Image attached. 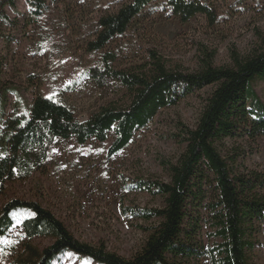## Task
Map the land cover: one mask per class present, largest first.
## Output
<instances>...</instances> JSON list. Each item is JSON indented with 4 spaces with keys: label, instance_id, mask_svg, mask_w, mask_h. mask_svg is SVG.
Returning a JSON list of instances; mask_svg holds the SVG:
<instances>
[{
    "label": "trees",
    "instance_id": "trees-1",
    "mask_svg": "<svg viewBox=\"0 0 264 264\" xmlns=\"http://www.w3.org/2000/svg\"><path fill=\"white\" fill-rule=\"evenodd\" d=\"M18 1L0 0L2 24L13 25L7 8L17 11ZM24 1L31 23L40 21L47 0ZM252 5L264 8V0H128L96 22L84 25L81 20L78 32L87 31L81 36L85 50L100 54L99 61L85 71L100 100L118 93L119 86L127 94L125 105H102L85 122L76 119L71 107L46 96L40 86L28 111L15 110L6 116L8 90H0V198H5L11 183L29 179L51 160L55 146L72 139L81 146L104 143L113 132L108 151L112 157L128 147L135 132L146 128L161 110L211 88L196 125L177 121L176 132L167 137L184 146L175 161H160L169 181L137 178L124 185L126 190L146 191L164 201L162 207H122L125 216L151 222L138 225L148 237L131 258L76 238L36 200L10 198L0 206V237L19 217L26 239L22 254L12 264H54L67 252L98 264H200L203 259L209 264H251L250 255L261 245L258 235L264 230V171L241 164L248 152L240 146L227 148L226 140L253 143L264 137V102L254 88L264 81V37L247 54L231 49V63L225 66L215 65L216 49L199 44L194 71L169 66L157 49H146L143 60L136 38L141 36L146 14H151L146 11L150 6L185 23L203 16L206 30L216 32L220 24ZM128 34L131 38L122 42ZM125 59L141 64L119 67ZM35 238L51 243L41 248L32 244Z\"/></svg>",
    "mask_w": 264,
    "mask_h": 264
},
{
    "label": "rangeland",
    "instance_id": "rangeland-1",
    "mask_svg": "<svg viewBox=\"0 0 264 264\" xmlns=\"http://www.w3.org/2000/svg\"><path fill=\"white\" fill-rule=\"evenodd\" d=\"M126 1L47 0L44 17L33 23L24 0L18 1L17 11L7 8L13 25L0 22V34L5 36H0V90H8L6 116L15 110L28 111L38 86L46 96L71 107L79 122L87 121L102 105L112 102L125 105L126 90L120 86L118 93L100 100L97 87L85 73L99 61L100 54L85 50L81 36L87 31L80 35L78 26L81 20L84 25L96 22L102 14L117 10ZM246 8L213 32L206 30L203 16L185 23L168 18L150 6L146 11L151 14H146L141 36L136 38L141 45V56L144 60L146 49H157L169 66L194 71L198 68L199 44H205L217 50L216 66L229 65L231 49L247 54L264 37V8L254 5ZM128 38L130 34L121 41L125 43ZM140 62L125 59L119 67L129 68ZM254 88L264 102V81L256 82ZM210 92L211 88H206L177 106L161 110L146 128L135 132L128 147L112 157L108 151L114 140L113 132L104 143L90 141L81 146L72 139L55 146L45 166L29 179L10 184L9 195L0 198V206L10 198L36 200L63 221L76 238L95 246L104 245L108 251L131 258L148 237L138 225L149 226L151 222L125 216L122 207H162L164 201L146 191L126 190L124 185L132 184L137 178L169 181V174L160 161L163 158L175 161L184 146L167 137L176 132L177 121L190 127L196 125ZM1 128L2 125L0 131ZM235 146L248 152L239 160L241 164L264 171V137L253 143L243 139L226 140L227 148ZM20 224L18 217L7 235L0 237V240L12 241L0 243V264H12L23 252L26 239ZM203 237L205 244H209L206 233ZM258 238L261 245L250 255L251 264H264V230ZM31 242L43 248L51 240L35 238ZM54 264L98 263L67 252ZM200 264H209V261L203 259Z\"/></svg>",
    "mask_w": 264,
    "mask_h": 264
},
{
    "label": "snow or ice",
    "instance_id": "snow-or-ice-1",
    "mask_svg": "<svg viewBox=\"0 0 264 264\" xmlns=\"http://www.w3.org/2000/svg\"><path fill=\"white\" fill-rule=\"evenodd\" d=\"M0 243H3V244H11L12 241L5 239V240H0Z\"/></svg>",
    "mask_w": 264,
    "mask_h": 264
}]
</instances>
